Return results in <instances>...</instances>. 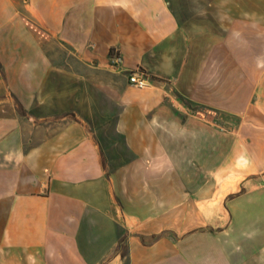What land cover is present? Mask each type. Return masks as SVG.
Masks as SVG:
<instances>
[{"label":"crops","instance_id":"crops-1","mask_svg":"<svg viewBox=\"0 0 264 264\" xmlns=\"http://www.w3.org/2000/svg\"><path fill=\"white\" fill-rule=\"evenodd\" d=\"M0 70V264H264V0H0Z\"/></svg>","mask_w":264,"mask_h":264},{"label":"rangeland","instance_id":"rangeland-1","mask_svg":"<svg viewBox=\"0 0 264 264\" xmlns=\"http://www.w3.org/2000/svg\"><path fill=\"white\" fill-rule=\"evenodd\" d=\"M34 31L39 37L40 42L42 43L46 52L54 60V63L60 68L70 70L78 74L89 75L91 76V78L93 77L97 80L100 78H104V71L98 68H93L92 66L86 64L84 61L80 60L77 54H75L68 45L62 43L61 41H58L55 38H52L47 33L41 32L39 29H36ZM133 88L137 90H143L134 86ZM3 95L5 94H0V97H2ZM260 96H264V87L262 89L256 90L254 94V100L256 101L257 106L259 105L258 102L261 99ZM164 97L165 100H169L170 97H173L174 100L171 103V106L173 108L177 109L182 107V94H180L176 89H171L168 94L164 95ZM189 107L190 110H188V113L196 117V121L199 122L203 128H209L218 132L220 145L224 143L222 141V137L224 134L237 130L242 125L249 129L256 128L258 125V122L254 119L246 121L241 119L239 115L228 113L218 109H213L211 107L201 105H189ZM125 252V249H123V255H125Z\"/></svg>","mask_w":264,"mask_h":264},{"label":"built area","instance_id":"built-area-1","mask_svg":"<svg viewBox=\"0 0 264 264\" xmlns=\"http://www.w3.org/2000/svg\"><path fill=\"white\" fill-rule=\"evenodd\" d=\"M122 56L119 51L113 50L110 54V66L113 68H119L122 64ZM128 82L136 88L146 89L152 85L151 78L149 75L141 68L136 67L132 70L126 72Z\"/></svg>","mask_w":264,"mask_h":264},{"label":"trees","instance_id":"trees-1","mask_svg":"<svg viewBox=\"0 0 264 264\" xmlns=\"http://www.w3.org/2000/svg\"><path fill=\"white\" fill-rule=\"evenodd\" d=\"M48 56H49V54H48Z\"/></svg>","mask_w":264,"mask_h":264}]
</instances>
